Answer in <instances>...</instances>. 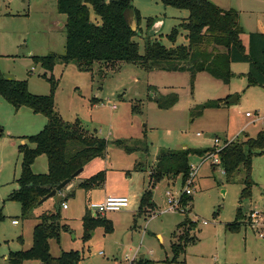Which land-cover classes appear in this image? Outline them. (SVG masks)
Listing matches in <instances>:
<instances>
[{
  "label": "rangeland",
  "instance_id": "1",
  "mask_svg": "<svg viewBox=\"0 0 264 264\" xmlns=\"http://www.w3.org/2000/svg\"><path fill=\"white\" fill-rule=\"evenodd\" d=\"M208 1L238 13L244 32L241 42L248 53L249 35L264 34V0ZM131 4L139 15L134 41L140 55L145 43L155 39L166 48L187 44L185 31H180L174 43L167 38L188 16L187 11L164 7L159 0H131ZM89 13L90 20L100 24L91 7ZM159 23L160 28L151 34V27ZM64 24L65 16L57 13L56 0H0V71L4 78L26 80L31 94L47 95L49 84L42 77L45 71L30 57L63 55ZM249 70L247 62L231 63L228 83L206 72L191 80L187 72L146 70L126 63L99 62L90 72L78 71L74 64L57 63L52 73L46 72L57 81L54 109L58 117L65 123L78 121L86 131L109 142L104 157L89 163L74 182L73 197L69 192L62 195L67 210L60 208V215L67 232L61 233L59 243L49 241L50 254L57 257L63 251H78L79 264H264V155L251 160L250 195L244 199L240 198L247 176L243 166L226 179L219 165L204 163L187 188L188 195H184L186 182L180 175L162 176L149 185V171L159 150H217L256 138L264 130V88L249 84ZM174 96L176 101L169 107L160 108L151 99L161 97L165 102ZM232 97L236 103L196 115V109L208 101L222 104ZM21 111L0 97V209L4 216L0 222V257L27 250L38 218L55 210L49 199L22 217L19 203L8 200L20 174L19 147L23 142L32 148L27 138L39 133L46 123L42 115H23ZM116 141L134 151L126 153L113 144ZM189 163L197 166L200 157L191 156ZM32 171L47 172L45 156L36 158ZM99 171L104 172L102 186L84 191L79 184ZM148 189L155 206L139 211L141 195ZM167 193L178 201L173 211ZM107 196L126 198L128 205L101 216L111 224V232L98 225L83 240L81 218L86 210L90 214L87 206ZM183 197L191 202L184 205ZM252 211L259 213L258 222L250 218ZM238 212V229L231 232ZM185 218L193 223L187 233L194 243H187L183 255L173 262L172 234L178 236L188 230L189 223L176 230ZM13 220L17 225L11 223ZM0 264L6 263L0 260Z\"/></svg>",
  "mask_w": 264,
  "mask_h": 264
},
{
  "label": "trees",
  "instance_id": "2",
  "mask_svg": "<svg viewBox=\"0 0 264 264\" xmlns=\"http://www.w3.org/2000/svg\"><path fill=\"white\" fill-rule=\"evenodd\" d=\"M164 7H172L188 12V16L174 27L168 40L174 43L180 31H185L187 44L170 48L163 46L159 40L147 41L144 54L138 52V45L134 41L137 35L134 27L139 22L138 11L133 8L131 0H56L57 13L65 16V45L64 54L50 53L44 56H31L32 63L40 66L45 73L42 77L49 84V93L44 96L34 95L28 91L26 80H12L4 78L0 71V97L14 109L25 107L34 114L42 115L46 123L36 135L27 138V144L19 147L21 156L20 174L15 183L18 188L13 189L8 200L19 203L21 216L26 217L29 212L40 205V201L61 182L68 180L72 183L76 177L74 173L83 169L96 158H103L109 142L94 133L86 131L78 121L65 123L54 109V92L57 81L51 74L57 63L74 64L78 71L90 72L95 63L133 64L146 70H165L169 72H187L191 80L196 74L206 72L212 77L228 83L232 78L230 65L234 62H247L250 65L249 84L264 88V34L249 35V50L245 53L241 42L243 29L238 23V13L233 10H222L208 0H159ZM89 7L100 19V24L90 20ZM150 22V21H148ZM150 24V23H149ZM156 97V96H154ZM151 99L161 108L172 106L176 97L162 102L161 97ZM94 100V99H93ZM220 103L208 101L196 109V115L208 108H217ZM1 133V130H0ZM115 146L126 153L134 151L122 142L116 141ZM146 150V149H145ZM217 154L219 167L226 179H230L240 166L246 171L245 187L241 192V199L250 195L251 182L249 172L251 160L255 155H264V130L256 138L234 142L216 149H182L159 150L155 162L149 171V185L162 176L174 178L180 175L183 183L190 172L189 159L191 156L203 157L208 153ZM39 156H45L47 172L35 174L32 165ZM104 172L99 171L79 184L84 191L102 186ZM185 195V194H184ZM69 197H73L70 191ZM184 205L191 200L183 197ZM55 206L53 212L42 214L38 223L33 227L32 244L27 250L9 252L6 264H23L25 261H37L39 264H79L78 251L61 252L59 256L50 254L49 241L59 243L62 232L67 227L62 223L60 215L61 204ZM139 211L148 207L154 208L150 190H145L140 198ZM147 210V208H146ZM237 223L230 227L231 232L238 229L240 212ZM4 219L0 209V222ZM83 240H87L93 229L102 225L106 232L112 227L101 216H91L85 211L81 218ZM190 224L188 230L180 235L172 234L175 242L171 244L172 261L177 262L183 255L187 243H194V238L188 237L187 231L193 227L192 221L184 219L176 230Z\"/></svg>",
  "mask_w": 264,
  "mask_h": 264
},
{
  "label": "built area",
  "instance_id": "3",
  "mask_svg": "<svg viewBox=\"0 0 264 264\" xmlns=\"http://www.w3.org/2000/svg\"><path fill=\"white\" fill-rule=\"evenodd\" d=\"M246 117L250 118L249 113H246L245 115ZM214 143H218L217 139H214ZM219 149H217L218 151ZM200 164L199 165H203L204 163H208L209 165L212 166H218L219 165V160L217 157L216 152L215 153H208L206 155H204V157H201L200 159ZM198 167L197 166H193L190 164V172L188 175V178L186 179V189H184V194L188 195L190 192L187 189L189 186L192 185V180L196 174ZM223 173V172H222ZM168 196V203L171 206V211L175 210L176 205L178 204V201H174L173 199L170 198L169 193H167ZM128 205V200L126 198L123 197H114V196H107L104 198V200L100 203H90L87 206L88 211L90 212V214L92 216H102L107 212H116L119 211L121 209L126 208ZM67 205L65 203L62 204V209H66ZM250 218L252 220L255 221V219H257V222L260 220V215L259 213L252 211L250 214ZM256 222V224H258ZM17 221H12V224H16ZM132 264V262H131Z\"/></svg>",
  "mask_w": 264,
  "mask_h": 264
},
{
  "label": "water",
  "instance_id": "4",
  "mask_svg": "<svg viewBox=\"0 0 264 264\" xmlns=\"http://www.w3.org/2000/svg\"><path fill=\"white\" fill-rule=\"evenodd\" d=\"M160 23L159 24H155L153 27H151V34L157 32V30L160 28ZM132 28L134 29V25H132ZM237 102L236 97H232L226 101H224L222 103V105H228V104H234ZM82 172V169L76 171L73 175V177H77L80 173ZM69 184L68 180H65L63 182H61L59 185H57L48 195H46L44 198L41 199L40 203L48 200V199H54L55 204L58 205L60 203V201L62 200V197L60 195V192L67 187V185ZM140 258H143V255H141Z\"/></svg>",
  "mask_w": 264,
  "mask_h": 264
},
{
  "label": "crops",
  "instance_id": "5",
  "mask_svg": "<svg viewBox=\"0 0 264 264\" xmlns=\"http://www.w3.org/2000/svg\"><path fill=\"white\" fill-rule=\"evenodd\" d=\"M9 15H11V14H9ZM14 16V15H13ZM186 18V17H185ZM221 106H222V104H220ZM24 108L25 107H22V108H19L18 110H24ZM114 108V107H113ZM25 109H27L28 111H23V113H22V111H21V113L23 114V115H30L31 113H32V111L31 110H29L28 108H25ZM31 112V113H30ZM258 121H260V119H257ZM197 136H200V134H196ZM22 144H23V142H22ZM184 149V148H183ZM39 157H42V156H39ZM38 157V158H39ZM96 159H101V158H96ZM96 159H93L91 162H93L94 160H96ZM201 159V158H200ZM201 161V160H200ZM35 162V161H34ZM91 162H89V163H91ZM155 162V161H154ZM154 162H153V164H154ZM47 163V162H46ZM88 163V164H89ZM87 164V165H88ZM200 164V163H199ZM197 165V167L199 168L200 166H202V165ZM86 165V166H87ZM204 165V164H203ZM85 166V167H86ZM84 167V168H85ZM84 168L82 169V172L74 179V181L72 182V183H69L68 185H67V187H65L61 192H60V195H61V197H62V195L64 194V192H69L70 193V191L73 189V184H74V182L77 180V179H79V177L82 175V173H83V171H84ZM215 168L214 167H212V170H214ZM222 171V170H221ZM197 172V171H196ZM86 179V178H85ZM16 181V180H15ZM16 184V183H15ZM16 186H17V184H16ZM17 188H18V186H17ZM17 188H15V189H17ZM13 190V189H12ZM11 190V191H12ZM10 191V192H11ZM74 195V194H73ZM63 198V197H62ZM49 200V199H48ZM47 201V200H46ZM52 201L54 202V205L56 206V204H55V201H54V199H52ZM45 202V201H44ZM101 202V201H100ZM43 203V202H42ZM42 203H40V204H42ZM61 209H62V207H60ZM62 210H67V208L66 209H62ZM62 220H64L65 221V219H62ZM13 221H15V220H13ZM12 223V222H11ZM62 223H63V221H62ZM13 225H17V223L16 224H13ZM31 244H32V242H31ZM100 255H101V253H99ZM6 258H7V255H4V256H2V257H0V260H2V261H4L5 263H6ZM31 262H35L36 264H39L37 261H31Z\"/></svg>",
  "mask_w": 264,
  "mask_h": 264
}]
</instances>
